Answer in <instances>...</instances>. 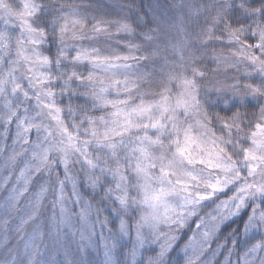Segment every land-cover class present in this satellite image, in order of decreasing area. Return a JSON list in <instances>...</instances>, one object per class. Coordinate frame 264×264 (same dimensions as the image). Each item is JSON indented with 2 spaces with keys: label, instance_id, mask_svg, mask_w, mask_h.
Here are the masks:
<instances>
[{
  "label": "snow or ice",
  "instance_id": "6c2138e0",
  "mask_svg": "<svg viewBox=\"0 0 264 264\" xmlns=\"http://www.w3.org/2000/svg\"><path fill=\"white\" fill-rule=\"evenodd\" d=\"M0 153L133 261L264 264V0H0Z\"/></svg>",
  "mask_w": 264,
  "mask_h": 264
},
{
  "label": "clouds",
  "instance_id": "9594fccd",
  "mask_svg": "<svg viewBox=\"0 0 264 264\" xmlns=\"http://www.w3.org/2000/svg\"><path fill=\"white\" fill-rule=\"evenodd\" d=\"M2 161L3 153H0V163ZM17 174L0 168V264H107L109 257L110 264H149L150 258L158 252V244L147 238L133 261L130 251L134 245V233L121 237L114 227L117 223L114 217H110L105 227L96 223L98 217L94 213L89 217L93 226L83 225L79 206L68 194L70 188L65 192L68 222L64 224L60 222V208L52 184L38 203L39 187L35 184L20 192L18 199L9 200V191L19 188L16 185ZM82 192L87 193L88 190L82 189ZM97 207L102 208L103 205L98 204ZM105 216H110L109 211H101L99 219L103 220ZM227 231L225 227L214 237L218 242H224L225 247L230 246L225 239ZM179 242L183 244L185 240ZM214 247L209 245L210 250ZM154 248L156 252L152 251ZM221 257L218 256L212 264H221ZM163 264H168V260L165 259Z\"/></svg>",
  "mask_w": 264,
  "mask_h": 264
},
{
  "label": "rangeland",
  "instance_id": "374dc122",
  "mask_svg": "<svg viewBox=\"0 0 264 264\" xmlns=\"http://www.w3.org/2000/svg\"><path fill=\"white\" fill-rule=\"evenodd\" d=\"M105 2L106 5H110V6H116V5H119L118 3H116L114 0H103ZM114 11H118V8H113ZM122 35V38H125V39H131V37H127L126 35L124 34H121ZM135 42V41H134ZM97 115H99V113H96ZM242 249H238V251H240ZM221 259H223V257H221ZM233 259H235V257H233Z\"/></svg>",
  "mask_w": 264,
  "mask_h": 264
},
{
  "label": "trees",
  "instance_id": "16d2710c",
  "mask_svg": "<svg viewBox=\"0 0 264 264\" xmlns=\"http://www.w3.org/2000/svg\"><path fill=\"white\" fill-rule=\"evenodd\" d=\"M116 3H118V4H120L121 3V0H114ZM124 2H126V0H124ZM137 2L139 3V0H137ZM103 3H105L104 1H103ZM114 11V10H113ZM134 19V18H133ZM135 27V26H134ZM140 30L139 29H137V34H138V32H139ZM131 39H132V37H131ZM135 41V40H134Z\"/></svg>",
  "mask_w": 264,
  "mask_h": 264
}]
</instances>
